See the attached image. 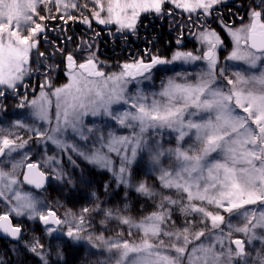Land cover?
Instances as JSON below:
<instances>
[{
    "label": "snow or ice",
    "instance_id": "snow-or-ice-1",
    "mask_svg": "<svg viewBox=\"0 0 264 264\" xmlns=\"http://www.w3.org/2000/svg\"><path fill=\"white\" fill-rule=\"evenodd\" d=\"M225 4L227 0H0V98L22 96L17 106L31 109V121L17 118L10 127L0 126V205L6 209L0 214V234L23 244L41 264H50L44 245L35 236L25 241L22 222L14 225L10 216L38 219L49 237L58 233L107 254L91 264H264V0L249 9V23L232 28L222 22L234 45L225 61L233 65H221L218 48L223 41L206 23L196 52L178 50L165 58L147 50V60L123 63L118 72H105L92 43L72 52L56 47L68 78L62 86L53 83L59 66L38 59L46 56L39 46L48 28L42 22L48 20H77L94 36L99 32L93 21L115 25L127 36L136 35L142 13L159 17L179 8L190 20L192 14L198 21L215 14L223 21L218 6ZM76 52L88 55L78 62ZM197 61L205 67L196 73L177 67ZM40 66L47 71L41 73L39 97L28 101L19 90L28 87L26 78L40 72ZM157 66H166L172 75L161 79L159 90H151L147 85L154 84ZM86 116L99 123L85 124ZM166 134H174V143ZM33 146L43 152L44 165L61 183L77 184L61 164L66 156L79 168L75 154L112 171L117 187L158 198L155 210L136 220L125 214L127 205L102 207L93 191V207L57 216L41 198L21 190L23 184L42 189L47 179L40 162L26 163ZM113 153L120 160L118 170L112 166ZM145 155L159 189L144 180L132 182L133 166ZM24 168L26 172L19 171ZM78 182L85 189L91 185L83 171ZM104 187L107 192L108 185ZM177 210L183 223L174 216ZM93 213L104 228L113 220L127 226L132 239L123 238V231L117 239L91 231ZM254 242L259 243L255 256ZM56 255L63 257L59 247Z\"/></svg>",
    "mask_w": 264,
    "mask_h": 264
},
{
    "label": "rangeland",
    "instance_id": "rangeland-1",
    "mask_svg": "<svg viewBox=\"0 0 264 264\" xmlns=\"http://www.w3.org/2000/svg\"><path fill=\"white\" fill-rule=\"evenodd\" d=\"M165 7L172 8L173 6L165 5ZM174 11L181 15L184 14L186 16H189V13L183 12L182 9L176 8L174 9ZM74 14L77 16L79 15L78 12ZM142 15H146V14L142 13L141 16ZM153 15L155 14L153 13ZM69 21L78 22L79 24H81V27L83 26L84 28H88L86 24L80 23L77 20H68L67 22ZM93 24H95L94 21H93ZM94 26L100 27L101 25L96 24ZM110 26H113L114 29L116 30L115 25H110ZM196 38L199 39V35ZM84 44L86 43H84V41L82 40L80 45H84ZM77 46L75 47V50L77 49ZM87 55H88L87 52H84L83 55L79 53L78 61L82 62L83 59L87 57ZM64 65L65 64H63V69H64ZM177 67H180L182 69H187L189 71H192L193 73H196L205 66L202 61H197L196 64H193V65H183V66L177 65ZM163 69L164 70L153 71L154 84L149 83L147 85L149 89L159 90L161 79H163L165 76L172 75L171 72H166L165 68ZM64 72H65V69L63 70V73H62V75L65 77V82L63 83V85L68 82V78L64 74ZM54 76L57 78L59 74L55 72ZM43 82L44 81L42 80V83ZM59 84L60 82L54 83L55 86H59ZM39 94H40V90L38 91L37 97H39ZM20 111L15 112L16 114H14L13 117L9 115V112L5 113V115H0V126L5 127V128L10 127L12 122L17 118L28 119L29 121H31V109L30 108H24L22 112ZM53 112H54V107H53ZM84 122L85 124H89L91 122L94 125L99 123L97 118H93L91 116H86L84 118ZM15 131H18L21 136H23L24 138H27V135L23 130L16 129ZM68 135L71 136V133H69ZM168 135H171L173 137L172 143H174V134H166V138ZM76 139L78 143L83 145L84 143L83 141H78V138ZM165 146L167 147L169 145L166 144ZM49 155H52V152H49ZM111 155H112V160H113V165H112L113 169L118 170L119 163H120L119 157H117L115 153ZM213 155H215V153ZM44 158L45 157H44L43 152H39L38 149L35 146H33L32 155L29 161H26V163L27 162H40V170L44 171L46 175L49 176V180L46 182L45 187L41 190L35 191L31 188L26 187L23 184V186H25L28 189H24L22 187L21 190L23 192H31L33 195L41 198L44 201L47 208H51L53 211L56 212L57 216L61 218L65 216L66 214L65 210L68 207L71 208V212L76 213V214H79L83 207H90V208L93 207L96 202V199L91 195L93 191L96 192L97 197L102 202V207H110L114 209L115 208L124 209L125 205H127V211L125 214L132 216L136 220L141 219L143 216L148 215L149 213L155 210V204L158 202V198L156 200L148 199L144 196L139 195L137 192L134 191V189L126 188L124 185H120L119 187H117V180H116V177L113 175L112 171H109L107 169H101L96 166L90 165L83 158L78 157L75 154H73V158L76 160L77 164H79V168H74L68 162L67 157L65 156L63 157L61 164L64 167L65 171L68 172L74 179L77 180L76 186L73 187L72 185L61 183L60 181L56 180L51 170L44 165L43 163ZM5 167L7 168L8 166L6 165ZM19 171L22 172V170H19ZM81 171H83V173L86 174L87 176H89L90 174H94L93 176H96V178H100V182L98 183V185H90L89 188L85 189L78 182V178L81 175ZM22 179L23 177H21L20 180ZM140 180H144L149 185L155 186L157 189H159V181L156 178V175L152 172L151 167L148 164L146 155L144 156L143 159L138 158L137 163L133 166L132 182L136 183ZM105 185H108L107 192L105 191V187H104ZM125 193H127V196L125 195ZM63 209H64V212H63L64 214H62ZM5 210H6L5 207L3 205H0V214H3ZM174 216L178 218V223H183L184 218L183 216L180 215L178 210L174 212ZM10 219H12L13 223L15 224H17L18 222H22V227L26 233L24 237L25 241H31L34 236L39 238L40 243L44 245L45 253L50 255V264H68V263L91 264L92 261L106 259L107 257L106 253H98L96 249H92L90 245H88L87 243H84V242L73 243L71 241H68L66 237L58 233H53L52 236L49 237L45 233L44 229L38 230V228H36L37 225L39 224L38 219L29 220L27 219V217H15L14 215L10 216ZM100 221H101V217L93 213L91 216V229L90 230L96 233L103 231L105 237H111L112 239H117L118 238L117 232L123 231L125 233V236L123 238L132 239L131 237H127L126 235L127 226L120 225L117 221L113 220L109 222L107 228H104L101 225ZM234 222H236L235 219H234ZM133 231L135 232V230ZM235 235L237 237H241V234L239 233ZM14 246H15V250H19L18 255L15 253V251H13ZM57 247H59L63 253L62 259L56 255ZM257 248H259V243L254 242V247L252 248L253 256H255V251ZM67 250L73 251L74 253L73 257H75L74 259L66 260L65 254ZM19 255H21L20 258H18ZM23 258H25V260H23ZM18 259L20 260L19 263L17 261ZM0 262H2V264H41L38 257L34 256L30 252H28L26 249H24L23 244L11 245L9 243L0 245Z\"/></svg>",
    "mask_w": 264,
    "mask_h": 264
},
{
    "label": "trees",
    "instance_id": "trees-1",
    "mask_svg": "<svg viewBox=\"0 0 264 264\" xmlns=\"http://www.w3.org/2000/svg\"><path fill=\"white\" fill-rule=\"evenodd\" d=\"M192 18L196 19V15L193 14ZM159 19L153 14L142 15L137 24L136 35L128 33L127 36L121 32L115 33L116 30L113 26H110V31L106 28L101 29L100 27H95L94 25L96 24H93V27L99 32L98 36H94L92 30L84 28L83 26L81 27V24L75 21L65 23L61 19H52L42 22L48 25L45 33L41 34L42 37L46 36V39L42 38L39 46V51L46 53V58L44 57L42 60L43 65L52 64L59 66L65 61L59 53H54L56 48L54 44H58V47L64 48L65 51L72 52L77 45L81 44L82 40L84 43H90L92 41L93 51L106 73L118 72L120 65L123 63H131L134 59L143 57L147 60V56L144 55L147 50H150V55L156 54L161 57L171 58L173 52L178 49L174 47L172 36L166 26L168 23L174 21L176 30L179 33V29L182 30L184 28V23L189 19V16L181 15L174 11L172 14L166 15L164 20ZM68 37H71V40H68ZM45 71H47V68L40 66V72ZM40 78L43 79V76H40ZM58 82L61 84L64 83L65 77H60ZM93 175L90 174L88 176L91 185H98L100 178H96ZM69 211H71V208L68 207L65 212L67 213ZM63 212L64 209L62 210V214H64ZM65 255L66 260L75 258L73 257L74 253L72 250H67Z\"/></svg>",
    "mask_w": 264,
    "mask_h": 264
},
{
    "label": "flooded vegetation",
    "instance_id": "flooded-vegetation-1",
    "mask_svg": "<svg viewBox=\"0 0 264 264\" xmlns=\"http://www.w3.org/2000/svg\"><path fill=\"white\" fill-rule=\"evenodd\" d=\"M258 2H259V0H227V4L218 6L219 13L222 15L223 21H221L219 19H215V14H214L213 16H209L206 21L205 20H199L198 21L197 19H194V18H191V20L187 19L184 23V28L182 30L179 29V33L176 30V26H175L174 21L171 23H168V25L166 27H167L168 32L172 36V43H173V45H175L174 47H176L178 50H181V51L196 52V50H199L202 47L200 40L197 39L196 37L200 34L201 25L206 23L211 30H214L217 32V34L221 37V40L223 41V45L218 48V55L220 56L221 65H223L225 63H227L228 65H233L234 62H230V61L226 62L225 61V57H227L231 53L234 45H233V41H232L231 36L228 34V30L222 27V22L228 23L232 28H239L242 25L249 23V9L251 7H255ZM165 16L166 15L159 16L160 17L159 20H164ZM241 17L243 19H241ZM107 30L111 31V28H108ZM115 33H116V31H115ZM89 37H92V36H89ZM178 39H180L182 41V43L177 44ZM91 42L92 41H90V43ZM54 47H58V44H54ZM45 49H46V47H45ZM204 50H206V47ZM73 51H75V49H73ZM76 55L78 56L79 52H76ZM38 59L43 60L44 58H38ZM50 59H51V57H50ZM78 62H81V61H78ZM63 63L65 64V61L59 65V70L57 72L59 74V76L57 78L54 76L55 73H52L53 81H54L53 83H57L58 80L60 79V77L61 78L63 77V75H62ZM203 64L205 66L204 62H203ZM64 67H65V65H64ZM165 67L166 66H157V69H154L153 71L164 70L163 68H165ZM41 73H43V72H37V73L33 74L30 78H26V82L28 83V87L26 89L21 88L19 90L20 93H26L28 101L30 99L38 96V91L40 90L39 85L42 83V80H43L40 78V76H42ZM62 85H63V83L59 84V86H62ZM0 99H2V106L5 109L4 111H0V115H5V113L9 112V115L11 117H13V115L16 114L15 112L20 111V110H22V111L24 110V108H19L17 106L20 103L22 96L10 94V95L6 96L5 98H0ZM26 103H27V101H26ZM22 111H20V112H22ZM23 170L24 169H22V172H23ZM21 177H22V175L20 176V179H21ZM22 187L24 189H28L23 185H22ZM48 209L52 210L51 208H48ZM13 224L15 225V223H13ZM36 228H38V230H42V229H44V225L42 224V222L39 221V224L37 225ZM22 231H23L24 237H25L26 233H25V230L23 229V227H22ZM6 243H9L11 245H17L16 241L8 240L6 238H0V245L6 244ZM233 247H235V246L233 245ZM15 253L18 255L19 250H15ZM20 257H21V255L18 256V258H20ZM23 260H25V258H23ZM17 261H18V263L20 262L19 259Z\"/></svg>",
    "mask_w": 264,
    "mask_h": 264
},
{
    "label": "water",
    "instance_id": "water-1",
    "mask_svg": "<svg viewBox=\"0 0 264 264\" xmlns=\"http://www.w3.org/2000/svg\"><path fill=\"white\" fill-rule=\"evenodd\" d=\"M116 33H117V31H116ZM27 171V169L25 168V170H24V172H26ZM47 176V175H46ZM49 180V176H47V179L45 180V184H46V182ZM45 184H44V187H45ZM26 187H28V188H31V189H33V190H35V191H38V190H41V189H36L33 185H29V184H24ZM43 189V188H42ZM0 238H6V239H8V240H11V238L10 237H5L3 234H0ZM13 241V240H12Z\"/></svg>",
    "mask_w": 264,
    "mask_h": 264
},
{
    "label": "bare ground",
    "instance_id": "bare-ground-1",
    "mask_svg": "<svg viewBox=\"0 0 264 264\" xmlns=\"http://www.w3.org/2000/svg\"><path fill=\"white\" fill-rule=\"evenodd\" d=\"M100 28H101V29H102V28H107V29H108V28H110V26L105 27V26H102V25H101Z\"/></svg>",
    "mask_w": 264,
    "mask_h": 264
}]
</instances>
